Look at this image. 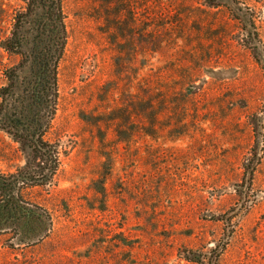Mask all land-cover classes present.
<instances>
[{"label": "rangeland", "instance_id": "1", "mask_svg": "<svg viewBox=\"0 0 264 264\" xmlns=\"http://www.w3.org/2000/svg\"><path fill=\"white\" fill-rule=\"evenodd\" d=\"M213 1L63 0L60 165L25 191L52 226L0 264H264V0Z\"/></svg>", "mask_w": 264, "mask_h": 264}, {"label": "trees", "instance_id": "2", "mask_svg": "<svg viewBox=\"0 0 264 264\" xmlns=\"http://www.w3.org/2000/svg\"><path fill=\"white\" fill-rule=\"evenodd\" d=\"M7 1L14 4H9L10 27L0 48L16 61L2 70L0 130L19 146L27 163L14 172L0 169V234L12 246H29L44 239L52 226L47 209L29 200L25 191L50 183L60 165L58 145L49 134L68 35L63 0Z\"/></svg>", "mask_w": 264, "mask_h": 264}]
</instances>
